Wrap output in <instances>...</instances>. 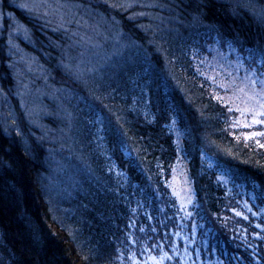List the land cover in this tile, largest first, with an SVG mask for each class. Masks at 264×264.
Returning <instances> with one entry per match:
<instances>
[{
  "label": "trees",
  "instance_id": "trees-1",
  "mask_svg": "<svg viewBox=\"0 0 264 264\" xmlns=\"http://www.w3.org/2000/svg\"><path fill=\"white\" fill-rule=\"evenodd\" d=\"M261 78L264 0H0V264H264Z\"/></svg>",
  "mask_w": 264,
  "mask_h": 264
},
{
  "label": "snow or ice",
  "instance_id": "snow-or-ice-1",
  "mask_svg": "<svg viewBox=\"0 0 264 264\" xmlns=\"http://www.w3.org/2000/svg\"><path fill=\"white\" fill-rule=\"evenodd\" d=\"M20 7L21 8H29V6L27 4H21ZM29 10H31V8H29ZM262 83H264V82H262ZM262 95H264V93H262ZM261 107L264 108V103L261 104ZM258 122L259 121H255V120L253 121V123H258ZM252 135H257V133H253ZM246 139H247V137H246ZM261 146L264 147V145H261ZM238 215H239V213H238Z\"/></svg>",
  "mask_w": 264,
  "mask_h": 264
},
{
  "label": "bare ground",
  "instance_id": "bare-ground-1",
  "mask_svg": "<svg viewBox=\"0 0 264 264\" xmlns=\"http://www.w3.org/2000/svg\"><path fill=\"white\" fill-rule=\"evenodd\" d=\"M138 51V50H137ZM137 51H134L133 53H132V55H136V52ZM140 54V53H139ZM104 81V79H103V77H99V83H102ZM126 102H128V103H131V101L130 100H127Z\"/></svg>",
  "mask_w": 264,
  "mask_h": 264
},
{
  "label": "rangeland",
  "instance_id": "rangeland-1",
  "mask_svg": "<svg viewBox=\"0 0 264 264\" xmlns=\"http://www.w3.org/2000/svg\"><path fill=\"white\" fill-rule=\"evenodd\" d=\"M7 109L9 110V106H7ZM10 112H12L11 110H9ZM71 230V229H70Z\"/></svg>",
  "mask_w": 264,
  "mask_h": 264
}]
</instances>
